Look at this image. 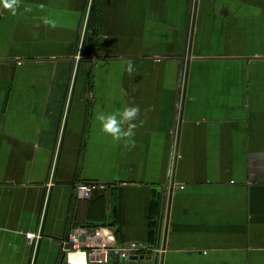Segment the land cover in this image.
Segmentation results:
<instances>
[{
  "label": "crops",
  "instance_id": "obj_1",
  "mask_svg": "<svg viewBox=\"0 0 264 264\" xmlns=\"http://www.w3.org/2000/svg\"><path fill=\"white\" fill-rule=\"evenodd\" d=\"M77 226L136 264H264V0H0V264H63Z\"/></svg>",
  "mask_w": 264,
  "mask_h": 264
},
{
  "label": "built area",
  "instance_id": "obj_2",
  "mask_svg": "<svg viewBox=\"0 0 264 264\" xmlns=\"http://www.w3.org/2000/svg\"><path fill=\"white\" fill-rule=\"evenodd\" d=\"M91 54V53H90ZM93 54L90 55V57ZM182 187V186H181ZM82 198H91L95 190H106V183H81L77 185ZM33 242L42 239L40 233H27ZM144 243L130 241L120 244L111 227L77 226L70 229L63 247V264H136L144 255Z\"/></svg>",
  "mask_w": 264,
  "mask_h": 264
},
{
  "label": "clouds",
  "instance_id": "obj_3",
  "mask_svg": "<svg viewBox=\"0 0 264 264\" xmlns=\"http://www.w3.org/2000/svg\"><path fill=\"white\" fill-rule=\"evenodd\" d=\"M2 3L5 8L15 11L16 0H2ZM139 112L140 108L138 106L126 105L122 110H117L110 114L100 112L98 119L102 122V130L113 139L119 140L122 135H133L132 129L136 126L133 121ZM125 123L128 124L127 131L123 129Z\"/></svg>",
  "mask_w": 264,
  "mask_h": 264
},
{
  "label": "trees",
  "instance_id": "obj_4",
  "mask_svg": "<svg viewBox=\"0 0 264 264\" xmlns=\"http://www.w3.org/2000/svg\"><path fill=\"white\" fill-rule=\"evenodd\" d=\"M93 43H94V40H93L92 35L89 34L88 36H86V38L84 40L83 50L85 52H87V54H89L91 52L92 47H93Z\"/></svg>",
  "mask_w": 264,
  "mask_h": 264
}]
</instances>
